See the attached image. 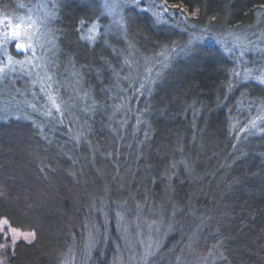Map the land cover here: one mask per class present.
<instances>
[{
  "label": "trees",
  "instance_id": "1",
  "mask_svg": "<svg viewBox=\"0 0 264 264\" xmlns=\"http://www.w3.org/2000/svg\"><path fill=\"white\" fill-rule=\"evenodd\" d=\"M65 1L73 104L0 117V218L34 234L0 261L127 264L148 240L140 264H264V131L235 124L264 86L238 78L225 39H256L264 0H117L115 14L104 0Z\"/></svg>",
  "mask_w": 264,
  "mask_h": 264
},
{
  "label": "rangeland",
  "instance_id": "2",
  "mask_svg": "<svg viewBox=\"0 0 264 264\" xmlns=\"http://www.w3.org/2000/svg\"><path fill=\"white\" fill-rule=\"evenodd\" d=\"M65 2V0H30L19 3L18 8L11 12H4L0 7V18H11L14 22H20V18H23L25 23H30L28 18L31 17V20L36 22L32 28L25 29L27 36L22 39V42L31 44V48L26 51H17L14 41L0 45V62L6 63L5 54L21 62L15 65L14 72H8L0 77V117L8 115L12 106L22 103L41 112L63 116L66 107H70L71 102L73 104V93L79 85L76 79L77 73L73 70L71 60L66 58L58 48L62 28L56 24L57 19L62 15ZM106 3L120 7L117 0H104V9L108 13L110 12L105 8ZM113 10L111 12L114 14L118 11L115 7ZM4 27L0 26V31L4 30ZM84 32L86 37L94 38L99 29L97 25L92 24L85 26ZM225 39H228L230 48L234 49L237 55L238 78L241 81L253 80L264 86V83L257 79L264 77V31L258 33L257 40L239 34L229 35ZM10 47L18 55L13 54ZM248 53H252L253 56L247 57ZM49 97L55 99L60 111L52 106ZM235 124L238 125V133L264 131V98L247 107L244 120L240 123L236 120ZM2 220L5 219L0 218V221ZM9 229H15L18 233L32 234L7 223L4 225V231L0 232V244L7 245L12 242ZM5 232L8 233L7 238L4 236ZM150 249L151 241L133 242L127 250L126 263H142Z\"/></svg>",
  "mask_w": 264,
  "mask_h": 264
},
{
  "label": "snow or ice",
  "instance_id": "3",
  "mask_svg": "<svg viewBox=\"0 0 264 264\" xmlns=\"http://www.w3.org/2000/svg\"><path fill=\"white\" fill-rule=\"evenodd\" d=\"M139 0H137V3ZM113 7H115L114 4L106 3L105 8L111 10ZM169 10L167 8H163L162 12H157L154 15L157 16V19L159 20L162 14L168 13ZM30 23H25L23 18H20V22H14L11 18L3 17L0 18V26H5L4 30L0 31V45H5L9 41L15 42V48L17 51H26L27 49L31 48V44H26L22 42V39L27 36V32L25 29H30L35 25V21L31 20V17L28 18ZM195 39H199V37H195ZM191 42V41H190ZM6 55V63L0 62V77L5 76L8 72H14L15 71V65L17 63H21L20 61L14 60V58L11 55ZM33 55H35L33 51ZM261 81V83H264V77L257 78ZM51 100L52 106L57 110L60 111L59 105L56 104V101L54 98L49 97ZM48 115H51V112L47 113ZM255 125H253L254 127ZM8 222L7 220L0 221V232L4 231V225H6ZM9 231L12 234V243L15 244L16 240L23 237V239L30 241V236L34 237V234H23L18 233L15 229H9ZM8 233H4L5 238H7ZM5 244H0V249L5 248ZM0 264H3L2 261H0Z\"/></svg>",
  "mask_w": 264,
  "mask_h": 264
}]
</instances>
